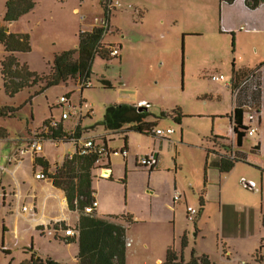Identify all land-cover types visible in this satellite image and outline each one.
I'll list each match as a JSON object with an SVG mask.
<instances>
[{
    "label": "rangeland",
    "instance_id": "374dc122",
    "mask_svg": "<svg viewBox=\"0 0 264 264\" xmlns=\"http://www.w3.org/2000/svg\"><path fill=\"white\" fill-rule=\"evenodd\" d=\"M9 1L0 0L1 26L5 25ZM32 1L35 9L8 30L30 37L31 52L15 57L33 75H49L55 56L75 50L82 31L102 27L108 9L109 29L102 42L117 49L119 55L94 59L89 88L81 89L83 81L48 88L39 82L11 96L2 76V62L8 53L0 41V110L15 111L0 117V130H6L10 140L20 141L28 150L30 142L26 140L31 134L32 140L42 138L45 124L54 120L69 133L80 126L83 143L108 135L115 139L110 148L118 150L124 134L107 132L101 126L107 108H146L155 131L172 129L175 134L154 137L129 132L130 169L125 175L123 157H111L113 164H120L125 185L118 182L119 175L112 182L104 178L94 184V191L115 214L131 217L132 222L125 223L133 245L127 248V264H163L171 247L187 263L193 256L207 255L215 264H242L243 260L255 264L254 255L264 239V70L258 120L250 123V116L245 117L246 124L256 129L255 135L247 134L243 149L231 152L237 157V153L248 154L253 147H261L263 170L248 167L242 159L231 173L213 178L209 170L206 179L205 167L208 151L226 153L213 138H233L229 117L234 69L255 70L264 65V29L242 23L244 29L228 31L220 0ZM214 76H224L225 81H214ZM62 98L68 99L65 104ZM177 109L182 114L181 124L175 120ZM42 144L44 152L39 155H46L52 170L57 164L62 166L76 149L74 143L57 146L42 140ZM149 150L162 156V165L153 172L136 165V159L147 156ZM189 208L198 214L190 217ZM2 214L0 203V264H28L33 256L44 264L49 260L79 264V244L59 240L58 236L65 238L64 232L54 227L45 235L37 233L33 241L10 235L5 247ZM78 221L77 212L68 214L67 225L74 227Z\"/></svg>",
    "mask_w": 264,
    "mask_h": 264
},
{
    "label": "trees",
    "instance_id": "16d2710c",
    "mask_svg": "<svg viewBox=\"0 0 264 264\" xmlns=\"http://www.w3.org/2000/svg\"><path fill=\"white\" fill-rule=\"evenodd\" d=\"M220 2L221 6H232L236 0H220ZM262 4H264V0L246 1L247 7L251 9H256ZM35 7L36 5L32 0H10L6 6L5 25L1 26L0 24V41L8 53V56L2 62V76L7 93L14 96L23 89L32 87L39 82L46 83L48 88L70 83L77 85L83 81L82 90L89 88L91 65L94 59L97 56L109 59L112 56L113 50H117L110 49V47L104 45L102 42L109 29V19L107 18L110 15V9H108L106 19L103 20L107 25L95 27L90 31H82L78 47L73 51L57 54L51 73L44 77H38L29 72L27 66L22 65L15 57V54L18 53L31 52L30 37L24 34H13L8 30L10 25L32 12ZM262 67L263 65L255 70L234 69L231 88L237 99L239 97L244 98V103L237 104L232 115L229 117L233 125V139L230 141L229 139L216 136L213 138L214 144L218 147H223L226 153L221 154L217 151H208V155L217 157L211 163V166L217 168L222 174L230 173L235 165L240 162L236 156L232 158L231 152L235 149L239 150L244 146L246 135L250 131L251 127L245 122L246 114L249 116L253 114L258 115L262 108L260 106L262 99ZM7 112L11 114L15 113L13 110L3 109L0 110V117H6ZM165 116L166 114L162 115V117ZM150 117L152 115L146 108L140 111L136 106L112 105L107 108L101 126L107 132L124 134L125 141H127V134L129 132L151 136L156 135V131L154 130L155 124L149 121ZM175 120L179 124L182 122V114L179 109L176 110ZM52 122L55 121L51 120L45 124V128L42 131L43 140L69 144L74 143L75 140L79 141L82 139L80 127L74 133H68L64 131L60 123L56 128H52ZM99 141H103L108 148L105 137L99 138ZM228 142H231V145ZM125 151H127L126 148ZM99 159L106 164L105 167L97 164ZM36 160L42 164V159L36 158ZM110 164V156L102 157L95 152L86 156L75 154L72 160L68 157L62 167H58L56 173L52 176L55 186L64 191L69 209L72 212H78L80 215L79 222L75 227H67L64 223L61 225L64 230L70 228L76 231L78 233L76 237L63 239L58 236L59 240L67 244H79V264H127V229L118 220L130 224L132 222L131 217L101 219L96 216V212L94 215L85 213L86 208L91 206L93 202H96L94 198L95 191L93 189L94 182L98 179H103L101 170L103 168L110 170ZM153 170L150 169L151 172ZM263 249L264 241L254 255L255 264H264ZM32 262L44 264L41 258H36L35 256H33ZM48 264H53V262L49 260ZM163 264L214 263L205 255L200 257L193 256L192 260L187 263L181 260L176 250L171 247L167 251L166 260Z\"/></svg>",
    "mask_w": 264,
    "mask_h": 264
},
{
    "label": "crops",
    "instance_id": "0c3cea01",
    "mask_svg": "<svg viewBox=\"0 0 264 264\" xmlns=\"http://www.w3.org/2000/svg\"><path fill=\"white\" fill-rule=\"evenodd\" d=\"M246 1L247 0H236L235 4L232 6H222V10L226 14L225 22H227L230 27L228 31H234V28L237 29L238 27L241 26L242 23H250L255 30L260 28L264 29V4H262L256 9H251L247 7ZM93 28H95V26ZM242 29H244L243 26H241L240 30ZM263 70H264V65L261 69V77H262L261 88L263 87ZM242 103H244V98L239 97L237 99V97L233 93V111L237 104L240 105ZM260 103H261L260 106L262 107L263 89H262V99ZM60 124L64 128V125L62 123ZM259 125H261V120L259 122ZM231 127L233 132L232 124ZM80 131L82 133V139H83L84 133L81 130V127H80ZM152 136L157 137L156 135H152ZM104 137L107 139V145L110 151L114 152V151L125 150V148L127 149V157L122 156L125 161L123 166L124 167L123 175H125V170L127 173L128 170L130 169V152H129V144H128L129 141L128 134H127V141H125V138L123 137L124 138L123 146L120 147L118 150H112L110 148V143L114 142L115 139H111L108 135L98 136L97 139L99 138L102 139ZM32 139L33 138L31 134L30 139L26 140L27 142H30V144L28 145L29 149L27 150L25 148V145L21 144L20 141L14 139L10 140V137L7 135L6 130H0V203L3 210V214L1 215V218L3 219V245L5 247L9 243L8 238L10 235H13L15 239L20 241H24L27 239L30 240L32 239L33 241L37 239L38 237L37 233L39 234L42 233L43 235H45V232L51 230V227H54L55 229V226L62 225V223H64L67 227L73 228V226L67 225L68 214L71 213L72 211L69 209L65 193L63 190L58 189L55 186L54 181L52 179V176L56 173L57 168L62 166H58L59 164H57L55 170H52L53 168L52 164L50 160L46 157V155L43 154L39 155V153L36 154L34 153V151H32L33 149H31L30 147ZM232 139L233 138H231L230 141H232ZM1 141L6 142V146H3ZM45 141H50L53 144L56 143L57 146L59 145V143L51 140H45ZM242 149L243 147L238 151H241ZM262 151L263 149L261 147L259 148L255 146L248 154L237 153L236 154L237 157L239 156L242 158H238L240 162L235 165L234 169L237 168L239 164H241L243 159V161L247 163L246 165L248 167L253 168L254 170H263ZM43 152H44V146L42 153ZM150 155H154L157 159V166L153 170L156 171L160 168V165H162V156L158 154V152L156 153V151L149 150L148 155L145 157H148ZM111 157L112 156H110L111 169L108 172V177H103V179H98V180H104V178H107L109 182H112L114 181V179L116 180L115 176L119 175L118 182L125 185V180L121 179L123 175L122 176L120 175V164L118 163L113 164ZM36 158L42 159V164H40L36 160ZM140 159L141 158L139 157L136 159V165L138 167L140 166L139 165ZM216 159L217 157L214 155L206 156V167H205L206 179H207V172L209 170H212L213 178H218L217 174L226 175V174H222L214 166H211V163ZM26 162L29 163L27 167L25 164ZM234 169L232 171H234ZM42 172L46 174L47 179L37 180L35 178V175ZM243 172L245 175L252 176V173L248 171H243ZM262 178L264 179V176ZM219 180H222L221 176L219 177ZM93 189H94V185H93ZM261 192H263V189H261ZM94 198L95 201L97 202L96 216L98 218L110 219L111 217H120V218L125 217V215L119 216L118 214H115L113 209H111L108 205L105 204L103 198L100 196V193H97L95 191ZM173 201L176 202L175 199ZM202 207H204V201L202 202ZM263 218H264V211H263ZM79 219H80V215H79ZM118 221L120 224L125 226L124 222H121L120 220ZM263 241L264 239H262L261 241V246ZM127 244H129L127 248L133 247L132 241L129 240L128 237H127ZM228 253L227 255H231ZM208 257L211 258V256ZM32 261L33 258L31 262L28 264H34ZM161 261L162 260L159 259L158 263H160ZM242 264H248V263L246 262V260H243Z\"/></svg>",
    "mask_w": 264,
    "mask_h": 264
},
{
    "label": "built area",
    "instance_id": "2783aa9c",
    "mask_svg": "<svg viewBox=\"0 0 264 264\" xmlns=\"http://www.w3.org/2000/svg\"><path fill=\"white\" fill-rule=\"evenodd\" d=\"M112 5H109V8H111ZM104 25H107L104 21H103ZM108 27V26H106ZM118 55V50H113L112 52V56H117ZM212 79L214 81H225V77L224 76H220V77H212ZM88 86H90V84H88ZM231 86V84H230ZM81 88H83V85L81 86ZM62 104H65L67 102L66 98H62L61 99ZM68 119V115L66 113H64L63 115V120ZM257 115L253 114L250 115V123H253L254 121H257ZM58 125V123L56 122H52L51 123V127L52 128H56ZM251 127V126H250ZM256 132V129L254 128H250V131L248 132V134L250 136H254ZM156 136L158 137H165L166 135H172L174 134V130L169 129L166 132L162 131V130H158L156 131ZM42 140L43 138L40 139H34L31 141V148L33 149L34 153L38 154L40 152H42L43 150V145H42ZM74 144H76V149L74 151V153L72 155H69V158L72 160L73 157L75 156V154L79 155V156H86L89 155L92 152H95L96 154H100L102 157L105 156H112V155H121L123 157H127V151L125 150H121V151H110L107 146L105 145V143L103 141H99V139L97 138H89L87 139L84 143L83 140L80 139L79 141H74ZM234 158V156L232 157ZM98 165H101L103 167L106 166L105 163H103L100 159L97 161ZM139 165L143 168H147V169H155V167L157 166V159L154 155H150L148 157L142 158L139 160ZM110 170L109 169H105L103 168L101 170V176L102 177H108V172ZM35 178L37 180H45L47 179V176L44 172L39 173L37 175H35ZM248 187L254 189L255 185H250L247 184ZM178 198L176 197L175 200H177ZM97 209V202H93V204L89 207L86 208L85 213L88 215H94ZM188 214L190 215V217H194L196 216L198 213L195 209L189 208L188 209ZM55 230L57 232H64V237L65 238H70V237H76L78 235V233L72 229H68V230H64V228L61 225H58L55 227ZM51 235V232H50ZM129 245V244H128Z\"/></svg>",
    "mask_w": 264,
    "mask_h": 264
},
{
    "label": "water",
    "instance_id": "95a60500",
    "mask_svg": "<svg viewBox=\"0 0 264 264\" xmlns=\"http://www.w3.org/2000/svg\"><path fill=\"white\" fill-rule=\"evenodd\" d=\"M140 111H143V107L142 108H139Z\"/></svg>",
    "mask_w": 264,
    "mask_h": 264
},
{
    "label": "clouds",
    "instance_id": "9594fccd",
    "mask_svg": "<svg viewBox=\"0 0 264 264\" xmlns=\"http://www.w3.org/2000/svg\"><path fill=\"white\" fill-rule=\"evenodd\" d=\"M82 89V88H81Z\"/></svg>",
    "mask_w": 264,
    "mask_h": 264
}]
</instances>
